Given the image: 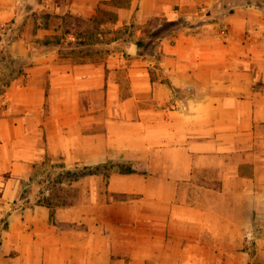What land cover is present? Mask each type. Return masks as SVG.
<instances>
[{"label": "crops", "instance_id": "crops-1", "mask_svg": "<svg viewBox=\"0 0 264 264\" xmlns=\"http://www.w3.org/2000/svg\"><path fill=\"white\" fill-rule=\"evenodd\" d=\"M2 49L0 264H264V0H0Z\"/></svg>", "mask_w": 264, "mask_h": 264}, {"label": "trees", "instance_id": "trees-1", "mask_svg": "<svg viewBox=\"0 0 264 264\" xmlns=\"http://www.w3.org/2000/svg\"><path fill=\"white\" fill-rule=\"evenodd\" d=\"M0 57L2 60L7 61V66L10 68L9 72H0V94H2L10 85L11 81L23 73L24 68L22 62H19L17 67H13L12 63H14L15 60L10 58V55L6 53L5 49L0 51ZM114 167H118L123 173H144L146 170V167L143 164L123 163L108 160L95 166H84L77 170H63L62 172H59L55 178L49 176V181H53V184L62 185L65 181L72 183L85 175L95 173H100L108 179ZM54 196L56 195L51 191L49 195L41 197L39 202L47 206H51L52 204H65V201H54ZM53 214L54 213L52 212L51 216H53Z\"/></svg>", "mask_w": 264, "mask_h": 264}, {"label": "rangeland", "instance_id": "rangeland-1", "mask_svg": "<svg viewBox=\"0 0 264 264\" xmlns=\"http://www.w3.org/2000/svg\"><path fill=\"white\" fill-rule=\"evenodd\" d=\"M5 61H0V70H2L5 66ZM3 71V70H2ZM4 72H7V71H4ZM59 169H54V168H49V167H46V169H44V174H41L42 172H40L41 175V179H43L44 182H42L41 180V183L40 184H36V186L34 187V190L37 192L39 191L41 193V191L44 189V188H50L52 193H54L56 196H54V201H65L68 202V201H71V198H73V196L76 194V192L74 191V189L70 188V187H67V186H63V185H57V184H53V181H49V176H51L52 178L56 177L57 174L59 172H62V171H58ZM38 175V174H37ZM44 175V176H43Z\"/></svg>", "mask_w": 264, "mask_h": 264}]
</instances>
